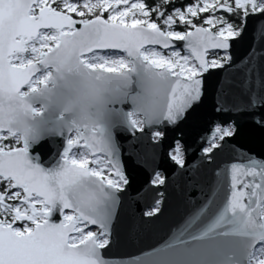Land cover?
<instances>
[{
    "label": "snow or ice",
    "instance_id": "obj_1",
    "mask_svg": "<svg viewBox=\"0 0 264 264\" xmlns=\"http://www.w3.org/2000/svg\"><path fill=\"white\" fill-rule=\"evenodd\" d=\"M261 37L264 0H0V264H264V158L234 143L264 132ZM216 69L234 90L218 89L222 115L188 165L183 125ZM169 130L172 176L193 183V169L202 186L163 238L113 258L132 180L117 133L155 152ZM52 137L63 150L41 162L32 150ZM168 179L153 169L144 218L164 215Z\"/></svg>",
    "mask_w": 264,
    "mask_h": 264
},
{
    "label": "water",
    "instance_id": "obj_2",
    "mask_svg": "<svg viewBox=\"0 0 264 264\" xmlns=\"http://www.w3.org/2000/svg\"><path fill=\"white\" fill-rule=\"evenodd\" d=\"M257 19L249 21L248 31L244 43L234 51V59L239 62L247 52L251 50ZM182 48V42H177ZM257 51H264V37L256 44ZM260 64L264 65V57L258 58ZM214 75L205 81L204 106L192 119L183 125L188 151L186 164L190 165L197 159L198 142L208 128V121L219 115L214 111V105L218 89L233 91L232 85L224 82L225 76L222 70L216 69ZM239 75V73H237ZM243 123V119H240ZM174 132H167V139L157 149L150 139H145L140 133H117V139L121 146L122 164L127 173L132 176L131 187L120 208L117 222L118 244L115 246L113 258H125L121 254L135 253L136 249L145 243L155 242L165 236L169 229L179 224L188 212L192 198L197 197L198 187L202 186V180L198 172H193L189 183L188 173L172 176L176 172L173 164L168 162L166 152ZM244 150H250L259 158H264V132L258 129H245L242 136L234 142ZM63 137L45 138L39 145L33 148V154L40 157L41 162L52 163L59 158L63 150ZM158 168L166 177L167 184L160 190L165 192L163 204L164 215L158 220H148L142 216L146 203H150L155 195V190L147 184L153 169ZM139 194V195H138ZM199 202V201H197Z\"/></svg>",
    "mask_w": 264,
    "mask_h": 264
},
{
    "label": "trees",
    "instance_id": "obj_3",
    "mask_svg": "<svg viewBox=\"0 0 264 264\" xmlns=\"http://www.w3.org/2000/svg\"><path fill=\"white\" fill-rule=\"evenodd\" d=\"M148 3H152L153 0H147ZM189 2V0H177V4H180V3H187ZM5 143H14L13 141H5Z\"/></svg>",
    "mask_w": 264,
    "mask_h": 264
},
{
    "label": "flooded vegetation",
    "instance_id": "obj_4",
    "mask_svg": "<svg viewBox=\"0 0 264 264\" xmlns=\"http://www.w3.org/2000/svg\"><path fill=\"white\" fill-rule=\"evenodd\" d=\"M105 16H106V14H105Z\"/></svg>",
    "mask_w": 264,
    "mask_h": 264
}]
</instances>
